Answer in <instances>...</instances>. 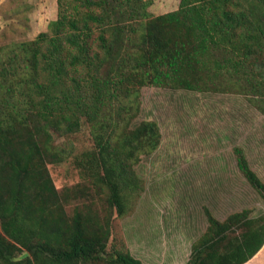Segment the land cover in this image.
I'll list each match as a JSON object with an SVG mask.
<instances>
[{
  "label": "trees",
  "instance_id": "obj_1",
  "mask_svg": "<svg viewBox=\"0 0 264 264\" xmlns=\"http://www.w3.org/2000/svg\"><path fill=\"white\" fill-rule=\"evenodd\" d=\"M57 5L47 31L0 44V264H145L110 245L114 214L144 189L135 167L162 139L156 121L134 123L141 90L239 85L264 113V0H180L159 15L150 0ZM86 125L92 147L76 152ZM70 159L82 181L60 190L49 165ZM208 221L185 264H244L264 244V214Z\"/></svg>",
  "mask_w": 264,
  "mask_h": 264
},
{
  "label": "rangeland",
  "instance_id": "obj_2",
  "mask_svg": "<svg viewBox=\"0 0 264 264\" xmlns=\"http://www.w3.org/2000/svg\"><path fill=\"white\" fill-rule=\"evenodd\" d=\"M150 1L154 15L180 4ZM57 13V0H0V44L34 39ZM257 98L239 85L220 91L142 88L134 123L156 121L162 139L135 167L144 189L130 200L127 214H114L111 246L128 248L145 264H185L208 228V213L220 221L244 209L252 217L264 214V196L244 177L235 153L241 147L264 182V113ZM70 138L76 152L92 147L87 125ZM49 169L60 190L82 181L71 159Z\"/></svg>",
  "mask_w": 264,
  "mask_h": 264
},
{
  "label": "crops",
  "instance_id": "obj_3",
  "mask_svg": "<svg viewBox=\"0 0 264 264\" xmlns=\"http://www.w3.org/2000/svg\"><path fill=\"white\" fill-rule=\"evenodd\" d=\"M244 264H264V244L262 248Z\"/></svg>",
  "mask_w": 264,
  "mask_h": 264
}]
</instances>
